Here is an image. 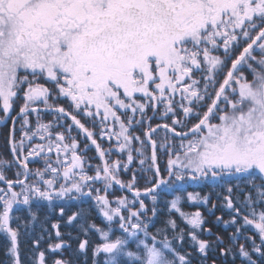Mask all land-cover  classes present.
<instances>
[{
  "label": "snow or ice",
  "instance_id": "snow-or-ice-1",
  "mask_svg": "<svg viewBox=\"0 0 264 264\" xmlns=\"http://www.w3.org/2000/svg\"><path fill=\"white\" fill-rule=\"evenodd\" d=\"M0 124L7 264H264V0H0Z\"/></svg>",
  "mask_w": 264,
  "mask_h": 264
},
{
  "label": "trees",
  "instance_id": "trees-1",
  "mask_svg": "<svg viewBox=\"0 0 264 264\" xmlns=\"http://www.w3.org/2000/svg\"><path fill=\"white\" fill-rule=\"evenodd\" d=\"M47 116H49V115H45L44 116V122H50L52 120V119H49ZM6 133L7 132H3V133L0 132V159H6V160L11 161L12 157L8 153L7 148L5 146L4 139H3V136ZM72 135L76 136L77 133L73 132ZM160 135H163V133H161ZM77 138L82 140V137H80V136H78ZM157 139L159 140V137H157ZM88 155L89 156H94L95 155L94 150L90 151L88 153ZM92 162L95 163L96 161H92ZM30 167L33 168V169L42 168V163H35V164L30 165ZM6 174L9 177L12 176L11 172H8ZM121 179L127 182L130 179V174L122 173L121 174ZM140 185L143 186V181H140ZM98 186H100L102 188V185H98ZM109 191L110 192L111 191L115 192V196H111V195L109 196L110 200L111 199H115V197H118V196H121V195H126V196H129V198H131V194L130 193H128L126 190H119L118 186H114V188L109 190ZM202 194L206 195L207 192L202 193ZM147 203L149 204V206H151V202L150 201H147ZM196 207L197 206L185 207L184 210L187 211V212H194L196 210ZM198 207H199V209L201 211H204V206L201 205V206H198ZM76 210H77L76 208L71 209V211H76ZM46 211H47L46 207L40 211L39 216H40L41 219H43ZM204 214H205L206 218L209 221V226H211L212 217H208L206 212ZM217 215H221V213L217 212ZM227 218H228L227 215H225V219H227ZM177 219H178V224L180 225L181 228L184 229L185 233H187V232H189L191 230L190 226H188L185 221H182L179 218H177ZM92 220L95 223H97L98 225H100L102 227L104 226V222L102 221V218H100L95 211L92 212ZM57 221H59L61 223V231L62 232L67 233V232L70 231L72 233L73 237H76V236L80 235V232H79L78 228L73 229V228L65 227V223H64L63 220H61L59 218L58 210H57V213H53L52 216L49 218L48 223L46 224V227L49 228V231L53 232V238H54V231L55 230L51 229L50 225H51V223H56ZM158 227H159V225H156L151 230L155 231ZM212 230H213V232H216L222 239H224L225 243H227L228 236L230 235L229 230L224 229L222 225H216L215 227L212 228ZM114 234L115 235H120V232H119L118 228L115 227V226H114ZM65 238L67 239V236H65ZM93 239L97 240L98 237H93ZM54 242H55V238H54ZM6 243H7V241L5 240L4 236L0 235V264H7V260H6V256H5V245H6ZM69 243H70V246H71L70 249L69 250H65L62 255L58 256V258H62L64 260L69 261V264H85V260L83 258H78V255H77V252H76L77 242L75 240H69ZM30 247H31V244L27 241V239L25 237L22 236L21 237V245H20L22 259L29 254ZM188 251L192 252L191 247H188ZM192 254L197 256V254L195 252H192Z\"/></svg>",
  "mask_w": 264,
  "mask_h": 264
},
{
  "label": "flooded vegetation",
  "instance_id": "flooded-vegetation-1",
  "mask_svg": "<svg viewBox=\"0 0 264 264\" xmlns=\"http://www.w3.org/2000/svg\"><path fill=\"white\" fill-rule=\"evenodd\" d=\"M65 107H67V105H64ZM49 119H52V116L51 115H49V116H47ZM82 122H85L84 120H82ZM87 126V125H86ZM8 131V129L3 125V124H0V132H7ZM193 255V258H194V260H193V264H197V261H196V259H195V255L194 254H192ZM207 264H212V260H208L207 261Z\"/></svg>",
  "mask_w": 264,
  "mask_h": 264
},
{
  "label": "rangeland",
  "instance_id": "rangeland-1",
  "mask_svg": "<svg viewBox=\"0 0 264 264\" xmlns=\"http://www.w3.org/2000/svg\"><path fill=\"white\" fill-rule=\"evenodd\" d=\"M111 201H113V203H114L115 199H111Z\"/></svg>",
  "mask_w": 264,
  "mask_h": 264
},
{
  "label": "water",
  "instance_id": "water-1",
  "mask_svg": "<svg viewBox=\"0 0 264 264\" xmlns=\"http://www.w3.org/2000/svg\"><path fill=\"white\" fill-rule=\"evenodd\" d=\"M127 191V190H126ZM128 192V191H127ZM129 193V192H128ZM131 194V193H130ZM132 195V194H131Z\"/></svg>",
  "mask_w": 264,
  "mask_h": 264
}]
</instances>
